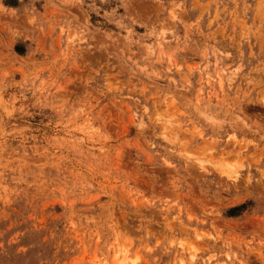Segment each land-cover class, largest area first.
<instances>
[{
  "label": "rangeland",
  "instance_id": "1",
  "mask_svg": "<svg viewBox=\"0 0 264 264\" xmlns=\"http://www.w3.org/2000/svg\"><path fill=\"white\" fill-rule=\"evenodd\" d=\"M0 264H264V0H0Z\"/></svg>",
  "mask_w": 264,
  "mask_h": 264
},
{
  "label": "trees",
  "instance_id": "2",
  "mask_svg": "<svg viewBox=\"0 0 264 264\" xmlns=\"http://www.w3.org/2000/svg\"><path fill=\"white\" fill-rule=\"evenodd\" d=\"M240 207H243V205H242V206H237V207L233 208V209L231 210V212H232V213L234 212L233 214H235L236 211H238V210L241 209Z\"/></svg>",
  "mask_w": 264,
  "mask_h": 264
}]
</instances>
